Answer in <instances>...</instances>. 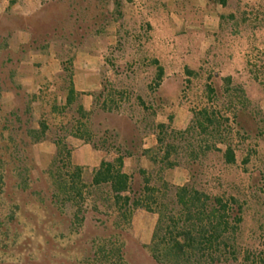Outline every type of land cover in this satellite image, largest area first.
<instances>
[{
  "label": "rangeland",
  "instance_id": "rangeland-1",
  "mask_svg": "<svg viewBox=\"0 0 264 264\" xmlns=\"http://www.w3.org/2000/svg\"><path fill=\"white\" fill-rule=\"evenodd\" d=\"M138 3L64 0L61 11L66 13L61 14L56 28H48L46 41L60 55L91 51L103 57L102 90L96 97L104 93L117 104L108 112L102 109L104 96L95 102L90 118L95 131L103 134L109 130L123 140L139 141L152 131V125L169 124L173 117L166 144L180 146L181 166L166 173V179L177 186L187 181L184 185L192 183L226 198L235 196L244 205L242 246L264 247L260 242L264 232L259 231L264 226V0H233L222 13H214L216 19H205L211 23L219 18L218 30L183 26L161 31L162 35L159 32L160 38L141 27L148 15ZM177 9L172 16L179 26L204 22V14ZM168 33L174 38L170 53L161 42ZM8 56L5 52L0 56V72L6 69L3 63ZM159 67L170 76L158 81ZM60 82L63 85V79ZM21 97L23 109L27 98L25 94ZM53 104L45 108L49 120L56 116L58 122L69 124L72 118H79L75 105L59 120L57 113H50ZM11 110L4 108L2 113ZM204 110L222 123V136L212 133L213 128L206 133L194 129L184 141L175 140L171 131H187L195 114ZM200 145H210L212 150L193 165L188 153ZM229 146L236 155V163L231 165L224 160ZM50 162L43 160V164ZM140 182L136 180V191ZM6 200L0 198V264H157L147 248L158 218L153 213L138 209L131 216L130 228L110 232L104 224L112 226L119 214L107 206L94 212L89 200L76 207L68 203L48 222L35 204H29L20 221L9 225L13 214L15 218L20 214L14 206L18 201ZM121 247L123 260L117 257Z\"/></svg>",
  "mask_w": 264,
  "mask_h": 264
},
{
  "label": "trees",
  "instance_id": "trees-1",
  "mask_svg": "<svg viewBox=\"0 0 264 264\" xmlns=\"http://www.w3.org/2000/svg\"><path fill=\"white\" fill-rule=\"evenodd\" d=\"M207 1L212 8L217 5L226 8L228 5V0ZM39 48L41 51L50 49V42L46 41L43 46L34 42L28 51ZM163 76V68L159 67L158 81ZM62 79V87H56L55 91H50L51 85L42 88L40 100L43 111L38 121L33 117L34 100L27 102L23 109L16 108L7 114L2 113L5 107L0 103V198L4 197L6 202L13 204L18 201L14 206L20 214L15 218L14 213L9 225L20 221L19 216L25 214V207L29 204H35L49 222L54 220L53 215L61 205L70 203L76 207L79 203L85 205L89 200L94 212L107 206L119 214V220L112 226L109 222L104 224L106 231L110 232L122 227L130 228L131 216L138 209L157 215L152 239L147 247L157 264H264L263 246L261 250L242 246L245 217L244 205L239 199L209 193L192 183L173 185L166 179L169 170L181 166L178 159L180 146L166 144L173 117H170L169 124L152 125V131L146 132L144 137L155 135L157 146L144 149V137L139 141L135 138L123 140L119 134L109 130L103 134L95 131L90 123L92 112L84 110L80 94L77 95L73 89L70 69H66ZM227 81L230 82L231 77ZM64 90L67 92L66 104L59 107L61 105L57 104V100ZM209 92L215 94L211 87ZM103 94L95 97L96 103ZM110 98L106 96L103 100V111L111 112L113 105L117 104ZM52 101L54 104L50 113L53 116L57 113L58 117L77 105L74 110L79 120L75 121L74 126L70 120L69 124L58 122L56 116H50L49 120L45 108ZM222 126L216 117L204 110L195 114L187 131L171 132L179 141L187 139L194 129L206 133L208 128H213L212 133L221 137ZM67 133H73L95 149L113 154L114 158L104 160L94 171L74 166L71 161L73 147L65 140ZM49 140L57 148L56 156L49 164L40 165L35 147ZM211 150L210 145L192 148L188 160L194 165ZM173 155H176L174 159ZM129 158L137 162L145 158L152 163L153 169L149 171L138 164L132 172H128L125 161ZM224 160L230 165L236 163L235 151L230 146L224 152ZM85 178L89 181H85ZM137 179L141 180L138 191L134 188ZM260 230L264 232V226ZM260 242L264 244V239ZM104 248L102 253L106 254ZM124 254L121 247L117 257L123 260Z\"/></svg>",
  "mask_w": 264,
  "mask_h": 264
},
{
  "label": "crops",
  "instance_id": "crops-1",
  "mask_svg": "<svg viewBox=\"0 0 264 264\" xmlns=\"http://www.w3.org/2000/svg\"><path fill=\"white\" fill-rule=\"evenodd\" d=\"M138 1V0H137ZM233 0H228V5ZM235 1V0H234ZM181 2V3H180ZM64 0H0V56L8 53L9 56L3 63L6 69L0 72L1 98L0 103L5 108L16 109L22 105V94H25L27 102L32 103L33 114L38 121L42 114L40 93L45 85H51L50 91H55L56 87L61 85V78L65 76L66 69L71 71V83L75 92L80 94L81 104L84 110L91 113L95 110V97L102 90L101 70L104 66L103 57L96 52H77L73 55L58 54L55 50L41 51L39 49L29 50L28 47L36 42L38 46L45 45L49 35V27H57L60 22L61 11ZM147 11L146 25L141 27L149 29L160 38L161 31H174L177 28H192L204 30H218L221 27L219 18L216 22H208L205 19H216L214 13L220 14L225 9L222 6H215L210 11V5L207 0H139L138 3ZM183 7L193 13L204 14L203 21L196 22L191 26L177 25L173 19L177 7ZM160 15L163 16L160 20ZM122 23H120V26ZM140 27V28H141ZM156 39V42L159 41ZM161 40L162 45L168 47L170 53L171 45H174V38L171 34H165ZM157 46L159 44L157 43ZM3 48V49H2ZM5 49V50H4ZM160 62L161 58L157 56ZM164 76H170L166 72ZM57 82V86L55 85ZM61 88V87H60ZM67 92L64 90L58 97L57 104L65 105ZM63 120L59 117V120ZM79 119L72 118V126ZM176 121V120H175ZM64 127V125H62ZM65 140L72 145L71 161L74 166H80L94 171L98 169L104 160H112L113 154H108L102 150L95 149L84 140L76 137L73 133H67ZM52 140L42 142L35 147L36 158L43 164L44 158L53 160L56 156L57 148ZM157 146V138L150 135L143 140L144 149H152ZM139 166L146 170H152V163L141 158L139 162L135 159H126L125 170L132 172ZM168 172H173L169 170ZM167 172V173H168ZM187 181H185L186 183ZM185 183L181 184L184 185Z\"/></svg>",
  "mask_w": 264,
  "mask_h": 264
}]
</instances>
